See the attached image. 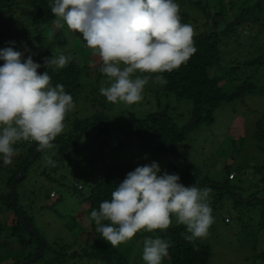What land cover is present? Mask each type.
<instances>
[{
	"label": "trees",
	"instance_id": "obj_1",
	"mask_svg": "<svg viewBox=\"0 0 264 264\" xmlns=\"http://www.w3.org/2000/svg\"><path fill=\"white\" fill-rule=\"evenodd\" d=\"M174 2L180 6L182 23L187 24L190 17L195 20V25L192 27L195 30L194 42L197 50L178 70L163 73L167 80L166 84H152L155 85L154 88L151 86L144 90L143 99L153 102L156 108L143 117L126 119L124 123L127 128L129 127L128 134L132 135L144 154L165 157V172L178 174L181 183L186 187L196 183L200 188H210L209 203L212 216L217 209L216 206L228 201L232 202L234 207L237 205V211L240 205L250 206L255 209L253 222L257 225L252 231L263 230L264 186L258 185L253 189L257 191L250 194L247 192L243 198L238 194L237 197L232 198L234 189L238 185L241 186V178L237 180L236 174L233 179H229L228 174L231 170L228 167L226 178L222 182L202 174L190 160L183 158V148L185 138L191 131L214 121V112L223 102L241 99L249 94H264L262 92L264 89V0H174ZM49 4L50 0L22 2L0 0V35L4 37L0 49L10 45L18 47L23 53V59L35 55L34 62L41 65L44 63V58H51L57 52L67 54L65 46L68 43L79 51L80 55H72V61L63 69H47L42 66L38 72L43 74L48 71L52 85L63 84L65 91L73 97L74 103L82 105L80 110L71 111L67 115L64 132L53 141L55 147L51 159L56 163L54 169L59 167L68 169L75 179L74 182L79 183L88 176L94 180L89 185L88 192L80 195L83 202L87 203L91 214L92 210L99 209L101 202L111 199V193L133 169L128 162L106 161L107 154L98 150L96 158L102 159L107 168H104L106 171L103 174L102 171L93 172L90 165L93 164L95 157L92 155V159H85L78 154L76 145L79 138L87 133L89 127H95L94 135L99 149L105 145L115 152L125 149L127 138L110 143L112 119L110 110L114 104L107 102L99 91L101 87L106 86L107 81L106 76L99 71L100 60L91 55L90 50L85 46L86 42L82 34L70 32L66 25L59 29L54 26L55 16ZM17 8H21L23 14L17 16L15 14ZM193 8L201 11L204 18L201 24L198 23V17L195 19L192 15ZM20 19L27 22H21L18 27L16 24ZM50 32L53 33L51 38H49ZM169 94L192 102L185 121L179 116L182 114L169 105ZM263 125L264 118L263 121H258L254 131L258 139L264 137ZM235 134L236 136L232 135L234 139L230 136L231 142L237 139V130ZM35 146V142L23 141L14 145L17 154L14 155L15 162L11 167L9 164H1L3 157L0 156V169L4 168L6 173L3 187H0V209L11 212L7 216L9 227L5 224L0 225V230L4 227L8 228L6 238L0 242V260L6 255H18L24 251H27L24 256L26 259L39 247L38 240L28 232L14 212L9 191L13 177L29 159ZM45 151L38 152L32 163L22 172L15 187L18 209L36 233L39 232L33 217L31 218L19 203L17 186L24 182L28 169ZM47 166L53 167L51 164ZM44 168L40 167L36 174L45 177L49 187L47 196L50 197L51 190L56 193L50 183L57 179L51 177ZM259 186L263 188L262 191L258 190ZM79 190L82 189H77ZM54 198L60 199L57 195ZM237 219H240L239 215ZM249 219H245L247 224ZM88 224L92 232H87L84 239L77 237ZM71 228L75 232V241H61L58 246L55 241L48 243L41 235L45 247L42 256L37 260L42 259L46 253L52 257L50 264H144L143 241L140 242L143 233H137L127 244L112 247L100 233L96 232V225L92 220L88 223L81 221ZM185 235H189L186 226L177 224L174 217L172 225L166 231L156 230L148 234L153 238L160 237L169 243V255L164 258L163 264H208L210 258L208 246L201 244L197 239L188 241ZM252 257L264 264V248L255 252ZM37 260L29 264H40Z\"/></svg>",
	"mask_w": 264,
	"mask_h": 264
},
{
	"label": "clouds",
	"instance_id": "obj_2",
	"mask_svg": "<svg viewBox=\"0 0 264 264\" xmlns=\"http://www.w3.org/2000/svg\"><path fill=\"white\" fill-rule=\"evenodd\" d=\"M49 7L54 26L66 25L70 32L82 34L91 55L99 58V71L107 78L99 91L112 104H138L150 82L166 84L163 73L178 70L197 50L195 30L181 22L180 6L174 0H50ZM72 59L59 52L44 58L41 65L31 55L23 59L14 47L0 49L4 62L0 66V156L5 165L17 154L18 142H35L39 151L55 147L53 141L64 132L75 103L63 84L53 86L49 72L41 74L38 69H63ZM46 160L55 166L50 156ZM229 174V179L236 176L232 170ZM180 179L175 173L161 174L156 162L128 172L111 199L91 211L96 232L112 247H119L141 231H166L174 217L177 224L186 226V240L206 237L214 223L211 189L196 183L186 187ZM74 186L83 189L81 183ZM225 217L224 222H230ZM168 248L166 240L146 237L144 264H163Z\"/></svg>",
	"mask_w": 264,
	"mask_h": 264
},
{
	"label": "rangeland",
	"instance_id": "obj_3",
	"mask_svg": "<svg viewBox=\"0 0 264 264\" xmlns=\"http://www.w3.org/2000/svg\"><path fill=\"white\" fill-rule=\"evenodd\" d=\"M18 1L22 2L23 0ZM19 6L21 7V5ZM21 8H17V11L15 10L17 16L23 14ZM192 10V15L195 19L198 17V23L201 24L204 20L201 11L196 8ZM24 19H20L19 22L17 21L16 25L19 27L21 22H27L23 21ZM194 21V18L190 17L187 24L194 26ZM0 36V45H2L4 37ZM65 48L66 53L71 56L80 55L79 51L70 43ZM14 50L21 51L18 50V47H14ZM31 56L34 60L35 55ZM151 86L154 88L155 85H152L150 82L145 89ZM262 92H264V89ZM169 96V105L178 113H181L182 115L179 116L183 117L181 120L185 121L188 118L192 102L189 99L177 98L171 94ZM81 108L82 105L75 103L73 111H78ZM155 108L153 102L145 99L131 107L114 104L110 110L112 115L110 143L113 144L114 140L127 138L125 149L115 152L105 145L99 149L94 135L96 128L89 127L87 133L79 138L76 145L78 154L82 158L85 157V159H92L91 156L93 155L95 160L90 166L93 172L102 171L101 174L106 171L104 168H107V165L99 157L96 158L98 150L107 154L106 161L112 163L128 162L133 170L138 166L156 162L162 174L165 172L164 164L166 158L148 156L141 152L135 139L132 138L131 134H128L129 127L127 128L124 123L126 119L143 117ZM176 118L178 119V115H176ZM263 118L264 94H249L241 99L223 102L216 108L214 121L211 124L201 125L197 130L191 131L187 135L184 141L183 158L190 160L202 174L216 181L222 182L226 178L227 167L235 171L237 180L240 177L242 181L240 182L241 186L238 185L234 189L232 198L234 196L237 197V194L243 198L247 192L250 194L257 191L253 189L258 185L264 186V137H261V140V138L258 139L254 135L258 121H263ZM236 130L237 139L234 140L235 142H231L229 140L230 136H236ZM262 131H264V125ZM229 142L231 143L230 146ZM52 154L53 149L41 153L39 160L28 169L24 182L17 186V193L19 194V203L23 206L24 211L31 218L33 217L35 227L39 232L38 234L42 235L48 243H51V241L57 242L55 244L58 246L61 241H75V232L74 230L72 231V226H77L81 221L91 222L88 205L86 202H83L80 195L81 193L88 192L89 185L94 180L89 176L81 179L82 181L79 183L83 185V189L77 191L74 187L75 179L68 172V169L65 170V168L59 167L55 170L56 163L53 167L47 166L46 157H51ZM14 162L13 156L9 167L13 166ZM83 162L86 163L84 160ZM2 163L4 164L3 159L1 160ZM36 165H39L41 169L45 167L46 172L51 177L57 179V181L50 180L52 182L50 184L54 187L57 196L60 197L59 200L47 196L49 190L48 183L44 179V176L36 174L40 168L35 167ZM3 169H0V187H3L2 183H4L6 176ZM258 190L262 191L263 188L259 186ZM216 208L213 214L214 223L211 225L208 235L197 239L201 244H206L209 248L210 258L208 264H263V262L252 257L255 252L264 248V229L252 231L253 227H257L256 223L253 222L255 209L250 206L240 205L239 212L237 211V205L234 207L230 201L218 205ZM9 213L11 212L0 209V225L5 224L9 227L10 224L7 222ZM237 215L240 217L239 220L237 219ZM224 216H228L230 222H224ZM248 217L252 218L249 219ZM245 219H249L248 224ZM7 232V227L0 230V242H3L4 238H6ZM87 232H92L90 224L77 237L84 239ZM140 233H143L140 242L144 241L148 237V234H150L143 231ZM70 246H72V243ZM26 252L24 251L12 256L6 255L0 260V264L19 263L24 260ZM51 258V256L45 253L43 258L37 261L40 264H50Z\"/></svg>",
	"mask_w": 264,
	"mask_h": 264
},
{
	"label": "water",
	"instance_id": "obj_4",
	"mask_svg": "<svg viewBox=\"0 0 264 264\" xmlns=\"http://www.w3.org/2000/svg\"><path fill=\"white\" fill-rule=\"evenodd\" d=\"M2 65H3V62H2V60H0V66H2ZM38 152H39L38 144H36L32 154L29 157V159L22 166L21 170L18 171L15 174V176L13 177V179L10 183L9 191H10V195H11V202H12V205L14 208V212L16 213L19 220L23 223L24 227L28 230V232L32 233L35 236V238L38 240L39 247H38L37 251H35L32 255H30L26 259L22 260L19 263H13V264H29L31 262H35L38 258H40L42 256L43 251H44V247H45V241H44L43 237L33 230L32 225L29 224L25 220L23 215L19 212V209L17 207V201H16L17 196H16V192H15L16 183H17L18 179L20 178L22 172L25 171L27 169V167L32 163V161L34 160V158L36 157Z\"/></svg>",
	"mask_w": 264,
	"mask_h": 264
},
{
	"label": "built area",
	"instance_id": "obj_5",
	"mask_svg": "<svg viewBox=\"0 0 264 264\" xmlns=\"http://www.w3.org/2000/svg\"><path fill=\"white\" fill-rule=\"evenodd\" d=\"M233 176H234V173L231 172V173L229 174V177L231 178V177H233ZM78 187H80V185H78ZM50 195L53 196V195H54V191H51V192H50ZM225 221H229V217L226 216V217H225Z\"/></svg>",
	"mask_w": 264,
	"mask_h": 264
}]
</instances>
